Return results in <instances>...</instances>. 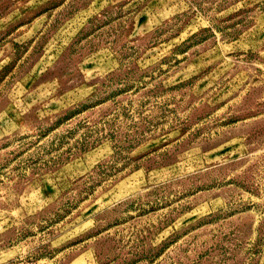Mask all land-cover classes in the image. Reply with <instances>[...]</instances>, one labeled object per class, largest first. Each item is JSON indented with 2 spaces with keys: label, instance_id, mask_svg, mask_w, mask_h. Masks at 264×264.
Returning <instances> with one entry per match:
<instances>
[{
  "label": "rangeland",
  "instance_id": "rangeland-1",
  "mask_svg": "<svg viewBox=\"0 0 264 264\" xmlns=\"http://www.w3.org/2000/svg\"><path fill=\"white\" fill-rule=\"evenodd\" d=\"M0 264H264V0H0Z\"/></svg>",
  "mask_w": 264,
  "mask_h": 264
}]
</instances>
